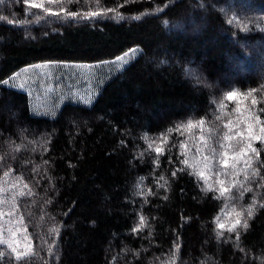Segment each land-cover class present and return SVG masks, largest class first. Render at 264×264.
Returning a JSON list of instances; mask_svg holds the SVG:
<instances>
[{"label":"trees","instance_id":"16d2710c","mask_svg":"<svg viewBox=\"0 0 264 264\" xmlns=\"http://www.w3.org/2000/svg\"><path fill=\"white\" fill-rule=\"evenodd\" d=\"M227 1L35 0L77 17L0 3V185L22 188L14 204L33 247L17 260L0 245V264H264V139L248 140L249 124L264 135V76L224 82L235 64L264 61L240 46L264 50V28L253 24L264 23V0L250 2L259 15ZM191 20L202 25L190 33ZM133 47L138 54L88 104L40 114L25 90L3 83L28 65L97 63ZM190 63L218 87L192 86ZM236 213L249 227L230 232Z\"/></svg>","mask_w":264,"mask_h":264},{"label":"rangeland","instance_id":"374dc122","mask_svg":"<svg viewBox=\"0 0 264 264\" xmlns=\"http://www.w3.org/2000/svg\"><path fill=\"white\" fill-rule=\"evenodd\" d=\"M250 2L251 0H228L226 6L233 8L238 5L249 9L251 6L256 15L263 12L258 7L253 6L254 4L250 5ZM213 6L216 9H221L216 4ZM228 21L231 22L230 19ZM185 23L192 26L189 30L190 33L196 32L197 28L202 25L199 21L195 22L192 20ZM253 24L260 29L261 27L264 28V23L263 25L257 22ZM182 26L184 24L179 23L173 27L179 28ZM240 26L244 32L248 31L249 33L246 23H242ZM26 33L28 35L31 34L29 29H27ZM260 45L261 43L259 42L254 44L240 43L242 48H254L252 53L255 60L258 56H264V50L259 49ZM139 50V47H133L118 56L123 58L121 60L116 57L112 60L97 63L46 61L28 65L9 77L7 80L9 81L8 85L25 90L29 94L33 111L40 114H51L68 101L90 103L97 95L100 83L127 65L138 54ZM190 64L185 67L184 76L192 86L204 87L208 91L218 87L219 83L210 81L203 73L200 65ZM237 64L234 65L237 70L234 69L235 71L229 74L224 82H230V80L236 79L243 74L264 76V61H254V68L249 70L242 67L244 63H240L238 66ZM204 134L205 131L199 130L195 134L197 141H204V139L201 140L202 136L204 138ZM197 155L204 157L203 152L197 153ZM8 179L6 178L0 185V238L12 242L19 252L27 250L30 254L33 249L31 236L28 230L21 225L20 213L18 207L16 208L14 204L15 196H19L22 188L17 186V183H11ZM0 245L7 246V244Z\"/></svg>","mask_w":264,"mask_h":264},{"label":"snow or ice","instance_id":"6c2138e0","mask_svg":"<svg viewBox=\"0 0 264 264\" xmlns=\"http://www.w3.org/2000/svg\"><path fill=\"white\" fill-rule=\"evenodd\" d=\"M3 2H4V0H0V3H3ZM68 2L70 3L71 0H68ZM24 3L26 5V7H30V8L40 7V8H42L44 10V12L48 13L49 15L59 16L61 12H63L67 16H72V17H77V16L81 15V13H78V12H70V11H68L67 8H64V7H60L59 11H54L52 8H45L43 3L37 4L35 2V0H24ZM47 3L48 4H56V3H58V0H47ZM109 11H111V10H109ZM100 14H101L100 12H89V13H86L84 15L87 16V17H92V16H97V15H100ZM0 19H6V18L0 17ZM8 22L12 23V21H8ZM117 59L121 60L123 58L122 57H117ZM3 83L4 84H8L9 81L5 80V81H3ZM21 86H23V85H21ZM226 99L229 100V101L236 100L237 99V93L234 92V91L228 92L226 94ZM255 119L258 120L259 118L256 117ZM203 123H204V121L201 120L200 124H203ZM192 126L193 125L190 122L189 123V127H192ZM227 126L228 125H225V127H227ZM260 132L262 134H264V127L260 128ZM203 139L204 138L202 136L201 140H203ZM225 139H231V137H225ZM261 139H264V135L256 136L254 134V131H253V126L251 124H249L248 125V140L252 141V140H261ZM182 147H183V145H182ZM247 148H248V151H250L252 153H256V149L252 146L251 142L248 143ZM161 151H162V149H160V148L156 149L157 154H159ZM256 154L259 155V153H256ZM224 155L226 156L227 153H224ZM237 158L238 157H235V156L232 157L233 161H235ZM203 159L206 162L209 158L207 156H205ZM184 163L187 164L188 161L185 160ZM221 163L224 164L225 167H227V161L226 160H221ZM7 174L8 173H5V175H7ZM255 174H258V173H255ZM173 175H175V173H173ZM198 175L203 177L204 176V172H199ZM161 179H163V177H161ZM220 183H221V189H220L221 192L222 193L228 192V188L223 186L224 182L220 181ZM24 187L27 188L28 186L25 184ZM245 191H251V189H245ZM19 195L23 196L24 192H20ZM255 204H256V201L254 200L253 201V205L249 206V208L247 209V217L248 218H251L253 216V211H254ZM261 207H264V205H261ZM236 215H237V219L231 225V227H229V229H228L230 232L236 231L237 226H240V227H242L244 229H247L249 227V223H248L247 219H245L243 221L240 219L242 213H236ZM141 222L143 223V217H141ZM219 227L222 228L224 226L223 225H219ZM51 231L56 232L57 230L55 228H53V229H51ZM12 235H14V233H12ZM237 240H239V233H237ZM0 244H7V247L9 249H11L12 253L16 254V259L17 260L25 258V257H27L29 255V252L27 250H25L23 252H19L17 250V247L14 246V244L12 242H10V241H7V240H4V239L0 238ZM2 256H3V253H0V257H2Z\"/></svg>","mask_w":264,"mask_h":264}]
</instances>
